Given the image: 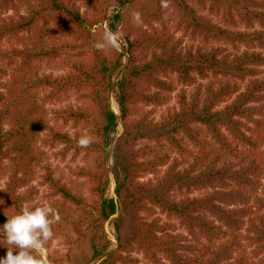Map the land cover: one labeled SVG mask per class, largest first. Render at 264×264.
Segmentation results:
<instances>
[{
    "label": "trees",
    "instance_id": "1",
    "mask_svg": "<svg viewBox=\"0 0 264 264\" xmlns=\"http://www.w3.org/2000/svg\"><path fill=\"white\" fill-rule=\"evenodd\" d=\"M93 1L102 7L103 0ZM163 3L157 0L147 28L139 26L126 39L128 63L117 84V115L110 92L125 54L114 49L112 57L98 49L92 32L106 20V11L84 14L74 0H0L1 9L27 8L26 14L0 16V42L9 44L0 49V59L12 63L10 70L0 64V88L11 73L18 90L0 107V178L5 160L18 153L0 196L19 214L34 193L33 187L21 189L40 166L51 195L76 208L64 225L52 228L54 236L71 246L89 243L91 260L107 250L93 229L119 210L130 215L132 235L119 240L118 250L101 264H133L127 252L134 250L149 264H264V0H167L166 8ZM207 9L221 15L226 26L200 14ZM239 23L261 29H231ZM29 34L34 36L24 38ZM184 38L201 43L184 47ZM241 45L247 49L241 51ZM64 55L69 63L65 73L40 70ZM206 78V85L198 83ZM179 84L197 85L188 93ZM39 90L46 93L42 104L31 99ZM175 90L176 104L169 106ZM71 93L81 104L52 109V119L87 129L93 138L87 148L78 145L82 132L62 133L49 123L44 107ZM5 99L0 91V104ZM163 106L168 107L157 118L156 109ZM119 124L123 134L108 166ZM39 145H63L52 152L60 158L70 152L75 158L92 156V166L74 173L86 178L96 202L62 183ZM110 174L116 199L105 197ZM198 190L203 194L194 195ZM158 213L169 220L163 222ZM7 219L0 216L2 226ZM177 227L187 235L175 232ZM200 235L207 241L198 246L193 242ZM43 248L51 253L49 264L71 263L69 254L59 258L51 250V240Z\"/></svg>",
    "mask_w": 264,
    "mask_h": 264
},
{
    "label": "rangeland",
    "instance_id": "2",
    "mask_svg": "<svg viewBox=\"0 0 264 264\" xmlns=\"http://www.w3.org/2000/svg\"><path fill=\"white\" fill-rule=\"evenodd\" d=\"M75 4L80 8L81 12L87 15H94L98 13V10H104L107 13V18L105 21H103L101 24L95 26L92 30L94 37L97 38L98 43H103V37L106 32H112L117 34L118 36V44L117 46H105L103 47L107 54L114 56L113 50L115 49L118 53L125 54V57L123 59V65L121 68L116 71L113 75V86L110 92V104L113 111L119 115V106L117 103L116 95H117V84L119 80L121 79L123 73L125 72V67L128 63V55L126 54V50L128 48L127 43V37L135 33V30L139 26H145L147 28L146 20L150 17V15L153 13L157 6V0H127L125 3L120 4V0H103V5L101 8H97L93 4V0H74ZM15 12H20L21 14H26L27 8L24 5L18 4L17 7L13 9H1L0 8V16H7L8 14H12ZM139 13L140 19L137 21L135 19L134 14ZM120 14V20L114 22V17ZM200 14L204 15L205 17H208L211 19L214 23H217L222 26H226L223 24L222 16L216 15L215 13H212L209 11V9L205 11H201ZM114 22V28L111 27V23ZM154 26H158L156 21H152ZM234 31H241V32H253L258 29H261V27L258 24H254L253 26L249 27L245 24L239 23L237 26L231 27ZM38 33H41L38 31ZM177 37H181L180 33H176ZM34 35L29 34L24 36V38H31ZM45 38V37H44ZM59 37H57L58 40ZM46 39V38H45ZM201 43V40H191L190 38H184L182 46H190V45H197ZM211 45V43H207ZM9 46V44L5 42H0V49H5ZM230 50L231 47H228ZM247 49L245 45L240 46V50L244 51ZM68 56L64 55L63 57L52 61L50 64L43 63L40 67L41 71L52 73L54 75L65 73L68 70L67 65L68 63ZM0 64L6 66L8 70L12 67V63L4 62L0 59ZM17 74H15L16 77ZM210 78L206 79H198V83L203 85H206L207 82H209ZM2 88H0V91H3L6 99L0 104V107L4 106L5 104H8L10 101V97L13 92L17 90V85L15 82V78L13 74H9L5 78L2 79ZM197 84L193 86H183L181 84L178 85V89L186 88L188 93H191L195 90ZM18 92V90H17ZM176 93L177 90L172 92L171 94V102L169 106L176 104ZM33 97H31L32 100L38 102L39 104H42L43 97L46 96V93L44 90L39 91H33ZM81 104V101L78 100L75 93H71L68 96H64L61 99H56L54 101L48 102L44 104L45 109H47V116L49 118V123L54 125L60 132L65 133L68 132L71 135H74L76 132H82L83 134H87V129H84L82 127H75L73 126L72 121L64 122L63 120L55 121L52 119V109H62L67 106H74L77 107ZM168 106L159 107L156 109V117L159 118L163 112L166 111V108ZM146 110H151L152 107L148 106L145 107ZM51 112V113H50ZM12 122V120H9ZM253 128L256 127L255 124H250ZM7 129L11 127L9 123L5 126ZM123 134V127L121 124L117 127L116 133L113 135V142L110 146L108 155H107V163L108 166H112V154H113V148L117 142L118 139ZM40 144V143H39ZM40 149L46 153V156L50 158V162L52 164V167L55 169V175L56 177L61 179V182L66 184L68 187L72 188L74 192L82 193L84 196L87 197V199L90 202H96L97 198L92 196V194L89 191V184L86 178L80 177L74 173L75 170H77L79 167L82 166H92L93 164V157H85L84 153H81L78 155V157H74L72 152L68 153L65 158H60L52 155V152L54 150H58L59 148H62L63 145H57L53 149H47L45 147L38 146ZM17 152L14 151V157L17 156ZM14 157L13 159H6L4 165L6 166L5 173L3 177L0 178V190L3 189L6 186V183L9 178L10 173V167L14 164ZM36 172L32 180H30V183L28 186L21 189L24 190L27 187H33L34 193H33V200L30 203L31 205L36 206H42L43 204L50 205L53 209L57 210L60 216V220L58 222H55L52 224V228L57 229L60 228L62 225L65 224L66 218H69L70 212L73 210H76L75 207H71L69 204H64L62 201V198L59 195H51V190L46 184L42 183V174L44 173L42 168L36 167ZM109 186L107 189V193L105 197L107 198H114L116 199L117 196L115 194V179L112 174H110L109 178ZM204 191H196L194 192V195H201ZM8 216L11 217L15 215L12 204L4 197L0 196V216ZM159 217H161L162 221H168L169 218L165 214H157ZM74 216H78L76 213ZM51 219V217H50ZM173 223L175 225H178V222L176 220H173ZM2 223L0 221V228H2ZM93 234L99 239V243L105 244L107 242V250L105 251V255H103L101 258L91 260V248L89 243L85 244H74L70 245L66 238H64L62 241L57 237L53 235V239L51 240V250L56 251L57 255L60 257L65 258L67 254L70 255V264H101L103 263L104 259L107 257V255L112 254L119 248V242L125 241V239L132 235L133 228H132V220L130 215L125 214L122 210H119L117 214H115L113 217H111L108 221H106L102 227H98L93 229ZM175 232H181L187 235L186 230H183L181 227H177ZM5 239V236L2 232H0V240ZM207 238L205 236L200 235L197 242H193L194 244H198L200 246L201 243H204ZM120 240V241H119ZM8 248L4 246L3 244H0V259H3L7 255ZM19 249H15L14 254H18ZM35 254L37 256L43 257L49 261V255L51 254L50 251H47L45 248H41L36 250ZM133 259H135V263L133 264H149L147 259L144 257V255L136 250L127 252ZM168 263V262H166ZM121 264V263H120Z\"/></svg>",
    "mask_w": 264,
    "mask_h": 264
},
{
    "label": "clouds",
    "instance_id": "3",
    "mask_svg": "<svg viewBox=\"0 0 264 264\" xmlns=\"http://www.w3.org/2000/svg\"><path fill=\"white\" fill-rule=\"evenodd\" d=\"M162 6L168 7L167 0H164ZM134 16L139 21L140 14L135 13ZM117 44V34L109 31L105 33L103 43H97L96 47L101 49L105 46L115 47ZM92 143L93 138L87 134L81 135L78 140L81 148H87ZM59 220L58 211L46 203L34 208L25 204L19 214L8 217L7 222L0 228L5 236L0 244L8 248L7 255L0 259V264H49L47 259L37 256L35 252L53 239L52 224ZM17 248L19 252L14 254Z\"/></svg>",
    "mask_w": 264,
    "mask_h": 264
}]
</instances>
